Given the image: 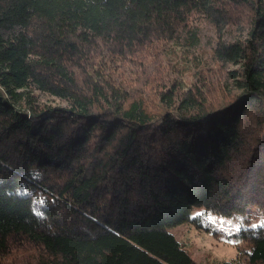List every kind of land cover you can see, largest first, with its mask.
Listing matches in <instances>:
<instances>
[{
	"label": "trees",
	"instance_id": "obj_1",
	"mask_svg": "<svg viewBox=\"0 0 264 264\" xmlns=\"http://www.w3.org/2000/svg\"><path fill=\"white\" fill-rule=\"evenodd\" d=\"M187 222L264 264V0H0V264H196Z\"/></svg>",
	"mask_w": 264,
	"mask_h": 264
},
{
	"label": "rangeland",
	"instance_id": "obj_2",
	"mask_svg": "<svg viewBox=\"0 0 264 264\" xmlns=\"http://www.w3.org/2000/svg\"><path fill=\"white\" fill-rule=\"evenodd\" d=\"M225 38H230V36H235L230 32H224ZM200 42L197 48L198 55L202 56L205 65L201 66H214L218 69L217 63L211 60V50L215 44L217 37L219 36L218 33L210 26V25H201L200 29ZM140 53V54H139ZM139 54V55H138ZM136 57L133 58L131 56L129 65L123 64L120 67L115 65L113 68L115 71H119L122 68L128 67V71L132 72L136 69L133 67L134 62H137L138 59L144 61L141 63V66L144 65V68L147 67H157V65L161 67L162 65H166L164 62L166 59H162L161 56L156 57L155 59L152 57L153 54L147 47H142L138 50V53H135ZM147 56L142 57V56ZM154 60V61H153ZM190 75H183L184 82L190 83L194 80L192 79L191 72ZM206 75L205 73H203ZM168 77L164 78L163 82H168L170 78H172V74H167ZM41 100L46 102H54L56 104L62 102L58 98H42ZM62 105L64 103H61ZM169 231L174 233L178 239H180L184 244L183 246L187 248L190 252L192 258L195 260L196 264H211L214 259L220 258H229L234 256L236 252V246L230 242H223L220 236L215 235L211 231H206L203 229H198L194 226L193 223H179L174 226H170Z\"/></svg>",
	"mask_w": 264,
	"mask_h": 264
}]
</instances>
